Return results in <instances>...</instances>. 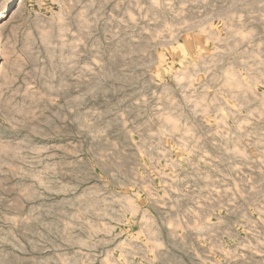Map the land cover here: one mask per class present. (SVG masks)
<instances>
[{
  "label": "rangeland",
  "instance_id": "obj_1",
  "mask_svg": "<svg viewBox=\"0 0 264 264\" xmlns=\"http://www.w3.org/2000/svg\"><path fill=\"white\" fill-rule=\"evenodd\" d=\"M0 264H264V0H0Z\"/></svg>",
  "mask_w": 264,
  "mask_h": 264
}]
</instances>
